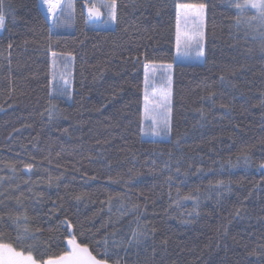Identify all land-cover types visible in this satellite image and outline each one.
Instances as JSON below:
<instances>
[{
	"label": "trees",
	"instance_id": "trees-1",
	"mask_svg": "<svg viewBox=\"0 0 264 264\" xmlns=\"http://www.w3.org/2000/svg\"><path fill=\"white\" fill-rule=\"evenodd\" d=\"M177 2L206 5L201 64L174 63ZM9 3L0 194L6 212L23 192L29 227L42 230L28 241L34 255L61 251L57 217L69 216L96 239L146 224V244L121 252V264H264V41L237 29L228 0H117L114 30L89 27L77 1L72 26L51 33L38 0ZM53 53L70 59V99H53ZM144 63L172 65L168 141L141 140ZM242 149L253 166L228 167Z\"/></svg>",
	"mask_w": 264,
	"mask_h": 264
},
{
	"label": "snow or ice",
	"instance_id": "snow-or-ice-1",
	"mask_svg": "<svg viewBox=\"0 0 264 264\" xmlns=\"http://www.w3.org/2000/svg\"><path fill=\"white\" fill-rule=\"evenodd\" d=\"M76 3L77 0H40V5L45 11V22H51L48 29L49 33L56 28L72 26L75 19ZM80 3L82 8L87 10L86 23L99 21L102 27L119 25L117 0H99V2L80 0ZM228 3L230 7L235 9V26L237 29L246 27L258 32L261 40L264 41V0H228ZM174 7L175 58H188L193 57V55L195 58L202 57L204 55L206 5L203 3L177 2ZM6 11H13L11 4L6 5L5 0H0V30L6 28ZM102 16L105 19L101 20ZM53 56L55 57L56 53H53ZM143 68V113L140 116V131L145 134L151 133L161 139L168 138L172 132V65L159 66V87L156 80L157 66L144 63ZM70 76L71 73L69 72L60 77L63 83L58 89L59 95L67 96L69 99L71 98ZM53 79H55V75ZM221 79L223 80L224 77L221 76ZM145 123L148 124L147 129L143 127ZM226 164L230 168H237L241 165L248 168L253 166V160L251 155L242 149L236 156L235 162L230 158ZM23 167L28 172L33 169L32 164H24ZM223 167L224 164H221V168ZM257 167L264 170V161H261ZM7 168L12 173L17 170L16 166L11 163L7 165ZM177 172H179V168H177ZM8 179V177H0V180L6 181ZM49 182H51V178ZM223 186V180L217 181L214 185V187ZM13 192L19 193L15 196V207L6 212V206L2 203V199L6 197L0 194V225H6L15 233L14 246L11 242H4L5 239H11V237H7L5 233L0 231V264H121V260L124 259L120 255L121 252L127 254L132 247L146 244L148 239L150 230L139 219L135 221L136 227L130 230V235H127L126 238L116 239V233L113 232L105 235L102 239H96L94 234H86L83 226L78 225L71 217L64 216L63 219L57 217L59 226L63 229L56 244L61 251L50 253L51 245L49 244L38 256L34 255V246L28 241L36 240L42 230L36 228L33 231L29 227L30 219L22 200L23 192L20 191V187L17 186ZM74 199L79 201L82 196L75 195ZM183 199L196 202L198 197L188 194L183 196ZM133 207L137 206L134 205ZM236 215H239V210H237ZM124 264H127L126 260Z\"/></svg>",
	"mask_w": 264,
	"mask_h": 264
},
{
	"label": "rangeland",
	"instance_id": "rangeland-1",
	"mask_svg": "<svg viewBox=\"0 0 264 264\" xmlns=\"http://www.w3.org/2000/svg\"><path fill=\"white\" fill-rule=\"evenodd\" d=\"M80 1V0H77ZM96 2H99V0H96ZM39 8L41 9L42 12L44 11V8L42 5H40L39 1ZM85 10V16L87 18V10ZM103 11V9H102ZM105 19L104 16L101 17V20ZM89 27L95 28V29H113V26L111 27H102L100 25L99 21H94V22H89L87 23ZM252 31V30H251ZM253 34H255V31H252ZM176 57V51L174 50V58ZM203 56L200 58H195L193 57H188V58H175L174 63H180V64H201L202 63ZM157 66V74H156V80H157V86L159 87V79H160V64H154ZM50 71H51V86H52V96L54 100H67V96H61L58 93V89L62 85V80L60 77L62 75H66L67 73L70 72V59L69 58H59V57H53L51 59V65H50ZM55 75V79H53V76ZM171 77H172V69H171ZM143 79H144V73H143ZM54 109V106L51 105V111ZM142 113H143V94H142ZM145 129H147L148 124L145 123L143 125ZM141 140L143 141H168V138L161 139L160 137L153 136L151 133H142L141 132Z\"/></svg>",
	"mask_w": 264,
	"mask_h": 264
},
{
	"label": "water",
	"instance_id": "water-1",
	"mask_svg": "<svg viewBox=\"0 0 264 264\" xmlns=\"http://www.w3.org/2000/svg\"><path fill=\"white\" fill-rule=\"evenodd\" d=\"M39 1H40V0H38V8H39ZM39 10H40V12H41L43 18L45 19V12H42L40 8H39ZM50 23H51V22H50ZM50 23H49V25H50ZM1 34H2V31L0 32V35H1Z\"/></svg>",
	"mask_w": 264,
	"mask_h": 264
},
{
	"label": "bare ground",
	"instance_id": "bare-ground-1",
	"mask_svg": "<svg viewBox=\"0 0 264 264\" xmlns=\"http://www.w3.org/2000/svg\"><path fill=\"white\" fill-rule=\"evenodd\" d=\"M49 23H50V22H49ZM49 23H48V24H49Z\"/></svg>",
	"mask_w": 264,
	"mask_h": 264
}]
</instances>
